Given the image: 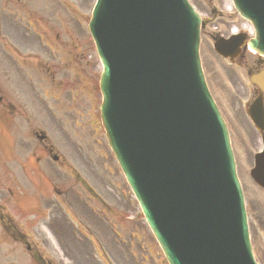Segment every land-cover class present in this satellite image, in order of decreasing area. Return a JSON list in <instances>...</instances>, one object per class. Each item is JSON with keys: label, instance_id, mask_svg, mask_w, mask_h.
<instances>
[{"label": "water", "instance_id": "water-1", "mask_svg": "<svg viewBox=\"0 0 264 264\" xmlns=\"http://www.w3.org/2000/svg\"><path fill=\"white\" fill-rule=\"evenodd\" d=\"M264 53V0H233ZM185 0H98L109 144L170 264H255L222 123L200 74Z\"/></svg>", "mask_w": 264, "mask_h": 264}, {"label": "rangeland", "instance_id": "rangeland-1", "mask_svg": "<svg viewBox=\"0 0 264 264\" xmlns=\"http://www.w3.org/2000/svg\"><path fill=\"white\" fill-rule=\"evenodd\" d=\"M12 5L6 6V23L1 24L2 31L6 32V44L5 41L2 39L3 36L0 37V48L6 51V63H9L11 72H15L16 74H12L14 76L12 79L17 81H21L20 79H24V72L26 71L27 76L29 79H34L35 84L39 86L41 92H39L42 96H47L49 103H55L52 99H56V106L53 111V115L49 116L52 119V123L56 126H53V129H45L43 130L47 132V134L52 138V140L56 144H60V134L59 129L62 128H69L72 129V126L77 123L78 121H82L79 124L83 127L82 132L87 134L90 140V154L84 155L83 160L86 162V165H92V170L97 171V173H91V179L94 175H99L106 187L110 190V192L119 200L120 191H122V183L118 180L120 178H112L107 177V173L103 170V165H106L111 171H116V166L111 159V156L107 149L104 146V139L102 135L98 134L95 131V114L97 111V104H98V95L94 90L95 84V76L98 72V62L95 58L93 49L91 48L87 36L84 32L85 30V17L87 18V11L89 9L90 3L93 0H72L73 6L77 7V13L73 11L72 8L66 3V0H11ZM29 1H33L35 3H39L43 1L41 7L39 5H32L28 6ZM51 1V3H49ZM8 0H6L7 4ZM226 0H221L222 5H224ZM27 4V5H26ZM50 4V5H49ZM71 5V2L69 1ZM227 4V2H226ZM225 4V5H226ZM23 8V6H25ZM92 5V3H91ZM7 7H12L13 12L8 13ZM23 8V9H22ZM11 9V10H12ZM42 10V12H41ZM44 11L49 12L48 15L44 13ZM19 15V17L17 16ZM225 21L236 22V25L242 22L239 21L236 17L229 18L225 17ZM216 24V25H215ZM84 25V26H83ZM219 28L220 31H227L224 24H222L220 19H216L213 22V28L211 30H215V28ZM26 28L29 32L32 29L35 30V34L41 35L42 39L35 40L32 39L36 38L33 34L26 33L24 29ZM84 28V30H83ZM25 37H23V36ZM207 42V37H203V50H202V58H206L205 62L207 61L208 67H206L207 71L210 73V84L216 85L220 83V76H223V79L227 82L228 91L232 94L238 96V98L244 99L245 93H247L249 89V85L247 83V76L245 75V71L241 70L240 73L238 70H234L236 75L227 76L228 68L225 67L222 63L220 64L219 61L216 59L215 55L213 54L210 46ZM29 47V48H28ZM84 47H87V54H85L86 59L88 60L89 65L86 67L85 62L76 64L78 56L83 53ZM32 49V50H31ZM35 49V51H34ZM11 59V61H10ZM212 61V63H210ZM87 62V61H86ZM220 64V65H219ZM48 70V72H46ZM19 72V74H18ZM215 72V75L213 73ZM208 73V74H209ZM20 75V76H19ZM50 75L53 77V81L50 78ZM87 76V87H76L77 83L80 81L83 82V77ZM90 77V78H89ZM215 77V78H214ZM89 78V80H88ZM27 79V80H29ZM73 79L72 84L69 83L70 80ZM63 80L64 84L60 85V81ZM77 80H80L77 82ZM77 82V83H75ZM89 83V86H88ZM93 86V87H92ZM242 86L244 89L243 96L241 95L242 89L236 92L235 90L239 89ZM34 88V87H33ZM35 92L38 93L36 87L34 88ZM17 90L11 91V93H16ZM6 92L2 86L0 85V93ZM74 92V93H73ZM5 94V93H4ZM30 94V93H29ZM34 94V93H32ZM214 97L218 98L216 93L213 92ZM6 97V95H5ZM227 98H231L229 95ZM52 102V103H51ZM18 106V103L16 102ZM43 112L45 113L46 108L45 106L42 107ZM46 114V113H45ZM47 115V114H46ZM80 116L82 118L80 119ZM76 119V120H75ZM78 120V121H77ZM83 123V124H82ZM72 125V126H71ZM62 130V129H61ZM65 132V131H64ZM66 133V132H65ZM68 136V133H66ZM243 137V136H242ZM246 139V137H243ZM104 148H101V146ZM250 147L247 151L244 148L239 147L237 151L238 156V173L240 175V180L242 183V187L245 191L246 196H253L254 199H257L258 203L264 209V199L260 198L259 193L255 194L253 191L258 192L255 188L254 184L250 181L247 175V169L249 167V163L246 160V153L248 155ZM60 152V151H59ZM104 155V159L100 157V155ZM67 160V159H66ZM101 160V161H100ZM100 161V162H99ZM98 162V163H97ZM112 162V163H111ZM73 164L80 166L82 168L83 163L80 164L76 161H73ZM112 164L114 166H112ZM85 165V166H86ZM94 166V167H93ZM114 168V169H113ZM102 174L103 176H101ZM113 175L115 172L113 171ZM29 176V175H28ZM14 177V176H13ZM47 177V175H46ZM97 177V176H96ZM17 178V177H16ZM88 179V177H87ZM13 180L21 181L20 179H9V182L6 183V191L9 187L16 188L15 193H23L25 189L20 185V183H12ZM89 180V179H88ZM91 181V180H90ZM93 181V180H92ZM97 180L95 179L93 183ZM95 184V183H94ZM96 185V184H95ZM97 186V185H96ZM95 190L99 193H103L97 187H94ZM253 190V191H252ZM49 194V193H48ZM51 196V194L49 195ZM18 197V195H16ZM254 205L258 209V213L254 211L251 205ZM25 206V204H23ZM111 206V213L114 210H119V208L124 209L125 204H118L116 205H109ZM250 212L256 217H260L258 219H262L264 216H260L259 210L260 207L256 206L253 202L249 204ZM9 211V210H8ZM9 213H14L10 212ZM15 218V217H14ZM43 224L40 230L43 233L48 235V238L51 240H59L61 242V235H54L53 231L48 230L44 224L47 218L43 217ZM131 224V223H130ZM252 240L254 244V249L257 253V257H260L264 260V233L258 227L256 221H252ZM129 228L126 230L120 229L117 227V232L120 236H116V233L112 230H108V241L105 242L108 249L114 253L115 255L124 259L125 262L119 261L118 264H131L132 261L126 256L128 253H125L124 250L131 247V250L136 254L135 264H150V263H143L142 261V253L145 247H149V250L152 253V256L155 260H160L161 257L159 255V251L155 246V243H152L150 239V234L147 229L143 226H137L135 229L130 228L131 226L128 225ZM31 228H35L31 226ZM50 231V233L48 232ZM30 236H33L35 239L40 240V236L38 233L36 234L32 230L26 231ZM36 234V235H35ZM133 234H137L139 236L138 241L136 242L132 236ZM132 235V236H130ZM260 235V236H259ZM56 242V241H55ZM119 242L124 244H119V252H116V247ZM58 246L57 242L55 244ZM106 246L104 245V248ZM59 248V247H58ZM139 248V249H138ZM61 249L65 251L63 246ZM138 249V251H137ZM54 249L51 248L50 252ZM137 251V253H136ZM138 254V255H137ZM114 255V256H115ZM9 257H6V261ZM68 259V258H67ZM70 264L72 263L71 258L68 259ZM149 260V259H148Z\"/></svg>", "mask_w": 264, "mask_h": 264}, {"label": "flooded vegetation", "instance_id": "flooded-vegetation-1", "mask_svg": "<svg viewBox=\"0 0 264 264\" xmlns=\"http://www.w3.org/2000/svg\"><path fill=\"white\" fill-rule=\"evenodd\" d=\"M195 2L198 4V5L196 4L198 6V10H201L202 11L203 5L200 3V1L195 0ZM208 2H209V8L211 9L212 14H215L217 11L212 6V3H211L212 0H209ZM213 35L214 34H211L210 36H213ZM256 64H259V65H255V64L254 65H250L249 70L246 69V71H247L246 74L247 75H250L251 72L257 73L260 70H263L264 69V64H262L260 61L256 62ZM255 91L256 92H254V95L251 98V102H253L254 100L258 99V98H256V96L258 95L259 91H257L256 88H255ZM219 99L223 103L225 102V105L226 106H231V107L240 106V102H241V98H219ZM261 100H262V104L264 106V96L261 98ZM7 108L9 110V114L14 110V108L11 105H8ZM240 115H241V117H243L242 112H241V109H239V111H235V112L233 111L232 126L233 127L236 126V128H238L241 131L242 129H245L246 126L242 122V120L240 118ZM4 118H5V129H6V116ZM8 122L9 123L11 122V118L8 120ZM36 135H37V133H36ZM249 139H251L250 140L251 143H255V141L252 139V136H250ZM41 145H42V143H41ZM23 147H25V144L23 142H17V143H15V150L14 151H15V153H16L17 156H22L23 155V152H22ZM41 150H44L45 152H48L49 154H51V149H49L48 147H46L44 144L41 146ZM2 154L6 158V152H4ZM2 159L3 158L1 157L0 161ZM39 161L40 160L38 158L35 159L34 164L36 165ZM1 166L3 168V171L6 173V159H4V160L1 161ZM5 198H6V192L4 193L3 191H0V200L3 201ZM0 210H1V208H0ZM0 213H1V211H0ZM1 214H0V230L4 233V237H5V240H6V215L2 216Z\"/></svg>", "mask_w": 264, "mask_h": 264}]
</instances>
